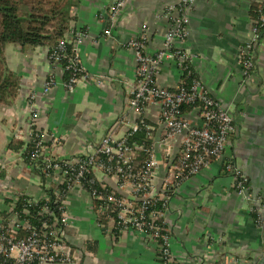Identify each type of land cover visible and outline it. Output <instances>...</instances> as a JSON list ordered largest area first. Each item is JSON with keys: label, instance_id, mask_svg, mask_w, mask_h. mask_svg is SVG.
Instances as JSON below:
<instances>
[{"label": "crops", "instance_id": "obj_1", "mask_svg": "<svg viewBox=\"0 0 264 264\" xmlns=\"http://www.w3.org/2000/svg\"><path fill=\"white\" fill-rule=\"evenodd\" d=\"M113 1L80 0V5L71 10L75 21L70 23V31H85L87 35L77 48L89 76L86 81L79 80L73 91H66L62 77L55 74V87L42 95V86L52 71L46 48H5L8 69L19 77V90L10 103H0V160L12 162L7 145L28 121L30 93L37 96L35 108L43 111L36 122L43 142L51 144V135L60 141L59 147L51 150L58 158L92 150L111 129L120 127L117 123L122 118L128 123L136 120V114L126 107L135 62L125 45L145 27V49L156 51L165 26L160 13L177 0H125L116 19L110 21L100 15V10ZM253 3L194 0L188 36L179 44L193 56L191 65L199 81L233 118L235 130L229 137L227 152L247 179L252 200L238 196L231 189L230 176L214 165L181 185L171 200V208L179 214L170 220L175 240L172 251L181 264H198L193 258L204 255L209 264H226L232 258L264 264V201L261 227L249 215L256 208L253 199L262 193L264 200V34L255 45L248 81L242 80L238 61L240 47L251 37ZM105 29L111 30L110 36H102ZM180 78V71L165 63L157 81L173 87ZM144 115L153 121L155 107L147 108ZM185 117L199 125L194 111L185 113ZM178 144L179 139L172 143L171 156L177 152ZM2 174L23 193L40 196L38 178L27 175L17 163H11L8 172ZM1 204L0 201V209ZM85 204L84 197H75L68 203L72 221L66 238L81 257L79 264H157L155 250L138 235L124 234L115 241L105 237Z\"/></svg>", "mask_w": 264, "mask_h": 264}, {"label": "built area", "instance_id": "obj_2", "mask_svg": "<svg viewBox=\"0 0 264 264\" xmlns=\"http://www.w3.org/2000/svg\"><path fill=\"white\" fill-rule=\"evenodd\" d=\"M194 0H177L167 5L160 13L165 20L162 42L154 52L145 49V27L139 36L130 40L125 47L132 51L135 62L134 82L129 90L126 107L136 114V120L126 122L124 118L103 136L100 143L88 151H77L71 157H55L51 150L59 147L60 141L51 135V144L43 142V133L36 128L42 110L35 108L36 95L30 93L28 102L30 113L22 129L15 133L17 140L29 143L37 140L29 158L24 150H7L13 155L11 163H17L20 170L38 178L41 194L38 198L27 195L14 186L2 173L9 170L10 162L0 160V201L7 206L0 209V264H79L81 257L66 238V229L71 224L72 213L69 200L84 197L86 211L103 235L112 241L124 234L138 235L144 243L155 250L157 264H181L175 257L172 246L174 237L170 220L179 211L171 208V200L186 181L200 171L214 165L225 170L231 178V189L243 199L250 201V190L242 186L239 175L245 181L238 166L233 161L225 162L229 137L234 133L233 118L216 101L199 80L189 88L182 87L183 78L173 87L161 85L158 74L165 63H170L180 73L192 64L193 56L179 44H183L189 31V13ZM264 8V0H253ZM125 0H114L108 7L101 8L100 15L116 19ZM251 37L239 50L238 61L242 80H249L253 70V51L257 40L254 26L264 25V14L251 21ZM105 29L102 36H110ZM87 38L85 31H73L60 39L55 49L48 54L51 73L42 86V95H47L55 87V74L62 77L65 70L72 75L63 83L66 91H73L79 80L89 78L78 56V45ZM72 45L73 55L67 59V48ZM65 60L66 65L62 66ZM67 60V61H66ZM188 64V65H185ZM80 74V76H78ZM187 75V74H186ZM102 84V83H101ZM197 104V105H196ZM196 105L192 108V106ZM149 107H155L153 121L144 115ZM184 108L196 113L199 125L186 119ZM149 121L153 125H146ZM116 124V125H117ZM144 129L145 143H128L129 137ZM39 135V137H38ZM179 139V147L174 156L172 143ZM143 155L142 162L139 156ZM34 168L38 173L33 172ZM139 166V169L136 167ZM44 188H52L60 203V216L48 213L43 206L40 215L50 218L41 221L37 227L29 220L26 208L17 212L20 198L26 197L28 204L39 200L48 202ZM4 178V179H3ZM252 201V200H251ZM253 203L262 205L259 197ZM59 209V208H58ZM259 207L252 211L258 214L257 227L262 226ZM106 218L105 224L101 223ZM198 264H209L207 255L188 258ZM226 264H254L245 259L232 258Z\"/></svg>", "mask_w": 264, "mask_h": 264}, {"label": "trees", "instance_id": "obj_3", "mask_svg": "<svg viewBox=\"0 0 264 264\" xmlns=\"http://www.w3.org/2000/svg\"><path fill=\"white\" fill-rule=\"evenodd\" d=\"M80 5V0H0V103L8 104L18 94L19 90V77L8 69L5 59V48L9 45L18 46L21 50L33 49L36 47H44L48 54L52 49H55L57 42L62 39L65 34L70 33V23L75 21V16L72 15V8H76ZM260 14H264V8L260 7L258 3H253L250 7V19L255 21ZM252 27V25H251ZM257 34V40L261 39L264 34V25L262 27L254 26ZM255 48V46H254ZM254 48L251 51H254ZM73 55L72 45L67 48V59ZM67 61V60H66ZM65 60L62 61V66H65ZM188 65V64H185ZM187 74V75H186ZM72 75L71 70H65L62 75V81L65 83ZM80 76V74H78ZM181 76L183 78L182 87L189 88L193 81L199 80V76L192 65H188L186 71H182ZM197 105V104H196ZM196 105L192 106L195 107ZM184 113L190 112L191 108H184ZM147 125H153L149 121H145ZM146 131L144 129L134 132L128 139V143H145L148 145L150 141L145 138ZM39 137V135H38ZM37 137H32L29 143H23L17 139H12L7 149L12 151L24 150V157L26 160L29 158V153L34 149L35 141ZM225 162L233 161L228 156L226 150ZM143 155L139 156V161L142 162ZM33 172L38 173L34 168ZM139 169V166L136 167ZM222 170V169H221ZM225 175L228 173L222 170ZM243 173L241 172V175ZM242 181V186L249 189V183L247 179L243 181V178L238 177ZM44 179L41 177V183L43 185L44 192L48 195V202L39 200L37 203L28 204L26 197H21L19 205L17 206V212L26 208L30 217L29 220L36 227L43 221L48 220L50 216L40 215V211L43 206H47L48 213L53 216L59 217L60 203L58 198L53 194L52 188H44ZM5 209L7 206L4 205ZM59 208V209H58ZM253 210V209H252ZM250 212L252 222H257L258 214L254 211ZM21 213V211H20ZM106 218L101 220L102 224H105ZM178 264V263H176Z\"/></svg>", "mask_w": 264, "mask_h": 264}, {"label": "rangeland", "instance_id": "obj_4", "mask_svg": "<svg viewBox=\"0 0 264 264\" xmlns=\"http://www.w3.org/2000/svg\"><path fill=\"white\" fill-rule=\"evenodd\" d=\"M238 168H239V167H238ZM261 195H262V193H261ZM261 195H258V196H259V200H260V201H264V200L262 199V196H261ZM255 205H257V207H259V208L262 207V205L258 204V202H257Z\"/></svg>", "mask_w": 264, "mask_h": 264}]
</instances>
